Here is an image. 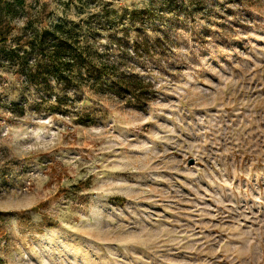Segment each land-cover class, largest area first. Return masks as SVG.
Masks as SVG:
<instances>
[{"label":"rangeland","instance_id":"374dc122","mask_svg":"<svg viewBox=\"0 0 264 264\" xmlns=\"http://www.w3.org/2000/svg\"><path fill=\"white\" fill-rule=\"evenodd\" d=\"M0 264H264V0H0Z\"/></svg>","mask_w":264,"mask_h":264},{"label":"trees","instance_id":"16d2710c","mask_svg":"<svg viewBox=\"0 0 264 264\" xmlns=\"http://www.w3.org/2000/svg\"><path fill=\"white\" fill-rule=\"evenodd\" d=\"M5 6L7 8L12 7L11 4ZM58 29H61L60 25L56 26L52 33L49 31L45 32L44 37L54 35L55 32L57 34ZM58 37L59 38L54 41L52 45L53 50L51 54L47 56V59L52 63L53 74L56 76L59 84L64 90H67L73 84L80 81V73L86 65L87 57L84 55L83 49L78 45L79 41L77 38L70 32H61V34H58ZM42 44V41L40 43H37V41L30 43L29 50H24L22 55L19 54L21 50L18 49L11 52L5 60L13 65L21 66L26 71H30V60L33 59L35 63H38L44 51V49L41 50L40 48ZM143 85L141 80H137L133 76L119 75L114 81L113 88L115 92H118L120 95L128 94L130 96H139L144 93Z\"/></svg>","mask_w":264,"mask_h":264},{"label":"water","instance_id":"95a60500","mask_svg":"<svg viewBox=\"0 0 264 264\" xmlns=\"http://www.w3.org/2000/svg\"><path fill=\"white\" fill-rule=\"evenodd\" d=\"M193 162H191V164H192Z\"/></svg>","mask_w":264,"mask_h":264}]
</instances>
